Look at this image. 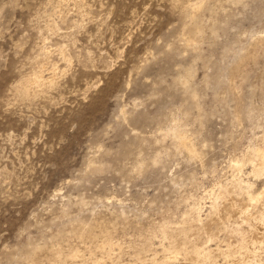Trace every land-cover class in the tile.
<instances>
[{
    "label": "rangeland",
    "instance_id": "rangeland-1",
    "mask_svg": "<svg viewBox=\"0 0 264 264\" xmlns=\"http://www.w3.org/2000/svg\"><path fill=\"white\" fill-rule=\"evenodd\" d=\"M263 139L264 0H0V264H264Z\"/></svg>",
    "mask_w": 264,
    "mask_h": 264
},
{
    "label": "bare ground",
    "instance_id": "bare-ground-1",
    "mask_svg": "<svg viewBox=\"0 0 264 264\" xmlns=\"http://www.w3.org/2000/svg\"><path fill=\"white\" fill-rule=\"evenodd\" d=\"M196 2H197V0H195ZM194 2V1H193ZM192 2V3H193ZM200 3H202V2H200ZM190 4V3H189ZM192 5V4H191ZM199 5V4H198ZM201 5V4H200ZM190 6V5H189ZM182 7V6H181ZM191 7H193V6H191ZM190 7V8H191ZM196 7V6H195ZM194 8V7H193ZM192 8V9H193ZM199 8V7H198ZM192 9H191V11H192ZM194 10H196V9H194ZM193 10V11H194ZM192 11V12H193ZM187 12V11H186ZM192 12H190V13H192ZM196 28V27H195ZM191 30V29H190ZM100 34H101V32H100ZM98 37V36H97ZM99 38V37H98ZM102 38V37H101ZM98 41V40H97ZM189 42V41H188ZM187 43V42H186ZM45 45V44H44ZM189 45H191V44H189ZM43 46V45H42ZM49 46V45H48ZM56 48V47H55ZM40 49H41V47H40ZM42 49H44V48H42ZM41 49V50H42ZM49 49V48H48ZM53 49V48H52ZM40 50V51H41ZM44 50H47V49H44ZM60 50H61V47H60ZM49 51V50H48ZM47 51V52H48ZM52 51V50H51ZM56 51V50H55ZM58 51V50H57ZM50 52V51H49ZM53 52H54V50H53ZM43 53V52H42ZM43 54H46L45 52L43 53ZM48 54V53H47ZM47 54H46V56H47ZM62 54V53H61ZM49 55V54H48ZM64 55V54H63ZM90 57V56H89ZM89 57H87V59L89 58ZM65 59V58H64ZM42 65H44V64H42ZM53 66H54V64H53ZM41 67V66H40ZM52 67V66H51ZM42 68V67H41ZM44 68V67H43ZM47 68V67H46ZM56 68V67H55ZM53 69V68H52ZM41 70V69H40ZM43 70V69H42ZM48 70V69H47ZM54 71H55V69H53ZM52 70V71H53ZM46 71V70H45ZM34 72V71H33ZM40 72V71H39ZM43 72H41V74H42ZM45 73V72H44ZM52 73V72H51ZM32 74V73H31ZM40 74V73H39ZM29 75V76H31V77H28L27 78V83H26V86H28V87H30V85H32V84H36V83H42L43 84V86L47 83H50L51 81H55V78H54V80H53V78L51 77H49V76H46V77H49V78H45V77H43L42 75ZM28 75V74H27ZM26 75V76H27ZM44 75V74H43ZM50 76H54V75H50ZM20 79H22L21 77H20ZM28 84V85H27ZM49 85H51V84H49ZM52 85H53V83H52ZM25 85H24V87H26ZM35 86V85H34ZM33 85L31 86V87H34ZM37 86H41V85H37ZM55 86V85H54ZM18 87V86H17ZM30 87V88H31ZM45 87V86H44ZM48 87V86H47ZM50 87V86H49ZM19 88H21V87H19ZM40 88V87H39ZM43 88V87H42ZM23 89V88H22ZM32 89V88H31ZM37 89V88H36ZM26 89H24V92H28V90H26ZM33 90V89H32ZM46 90V89H45ZM44 90V91H45ZM39 91V90H38ZM29 92H31V91H29ZM28 92V93H29ZM23 94V93H22ZM30 94V93H29ZM42 99V98H41ZM51 101V100H50ZM179 129V128H178ZM185 131V130H184ZM173 133H175L176 135H178L179 136V138H177V139H179V140H177V141H179V143H183V133H182V131H177V129H173ZM164 135V134H163ZM185 135V134H184ZM264 140V139H263ZM191 143V142H190ZM179 145H181V144H179ZM184 145V144H183ZM182 147V146H181ZM178 148H180V147H178ZM193 150H194V148H193ZM187 151V150H186ZM189 151H191V150H189ZM189 153V152H188ZM251 154H252V156L251 157H253V159H254V161H258L257 163L256 162H251V163H253V168L251 169L252 170V172L253 173H255V174H257L258 176H261V175H264V145H263V147L261 146V147H255V148H253L252 150H251ZM191 156H193V155H191ZM245 160V159H244ZM242 159H237V160H235L233 163H232V165H234L236 168H238V170H241V166H242ZM246 161H248V160H246ZM232 162V161H231ZM230 165V164H229ZM244 169V168H243ZM229 172V171H228ZM242 172V171H241ZM249 172H250V170H249ZM252 173V174H253ZM249 174H251V173H249ZM236 176H238V175H236ZM240 177V176H239ZM236 177H234V179H235ZM243 178V177H242ZM247 179V178H246ZM235 180H237V179H235ZM225 181V180H224ZM229 182H230V179H229ZM237 182V181H236ZM232 183V182H231ZM238 183V182H237ZM224 184V183H223ZM238 185H240V187H238L239 189H240V191H239V193L238 192H235V194L236 193H238V195H240L239 197H241L242 198V196H245L248 200H246L245 198V202H247V201H250L251 203H254V204H258V206L259 207H261L263 210H264V200H262V199H264L263 198V196H264V183H263V185L260 187V189H254L253 188V183L249 180H244V179H241L240 180V184H238ZM226 186H229V185H226ZM230 186H231V184H230ZM229 186V187H230ZM232 186H233V184H232ZM236 186V185H235ZM227 188L228 187H220V189H219V187L217 188V189H219V191L216 193L217 194V196H216V198H218V197H222L223 198V201L225 200L224 198L226 197L225 196V194H227ZM233 188V187H232ZM238 191V190H237ZM211 192H212V190H211ZM211 192H209V193H211ZM216 191H213V193H215ZM208 193V194H209ZM212 194V193H211ZM229 194H232V193H229ZM234 195V194H233ZM237 195V196H238ZM231 196V195H230ZM228 197V196H227ZM232 197V196H231ZM229 198V197H228ZM236 198V197H235ZM234 198V199H235ZM214 199V198H213ZM227 199V198H226ZM231 199H233V197L231 198ZM236 199H239V200H241L240 198H236ZM210 200V199H209ZM217 200V199H216ZM228 200V199H227ZM238 200V201H239ZM221 201V200H220ZM236 202V201H234V200H228V201H226V202H223L224 204H223V208H222V211L224 212V217H226L225 219H228V218H230V216L233 214V212L234 211H236L237 212V210H239V211H241L242 212V214H243V216H244V218L245 219H247V218H249L248 216L250 215V212H251V210H250V212H249V208H248V206H247V204H241V205H239L238 203L239 202ZM244 200H242V202H243ZM214 202V201H213ZM217 203H218V201H217ZM254 204L252 205V206H254ZM210 206H211V212H210V214H209V216L208 217H206V220H203L202 221V223L204 224L203 225V227L204 228H206V232H207V235L206 236H208V240H213L214 241V239H216L217 238V236H216V233L214 232V229H212V226L213 225H215V226H217L216 224L219 222V223H221L220 221L222 220V217L223 216H221L222 214L220 213L221 212V207L219 206V205H222L221 204V202L219 203V205L218 204H216V203H212V204H209ZM257 205L255 206V207H258ZM192 207V206H191ZM249 207H251V206H249ZM194 208V207H193ZM197 208V207H196ZM195 208V209H196ZM210 209V208H209ZM208 209V210H209ZM251 209V208H250ZM256 209V208H255ZM262 209H260V210H262ZM200 210H202V209H200ZM258 211V213H260V214H263V213H261V211L259 212V210H257ZM256 211V212H257ZM197 212H199V211H197ZM208 212V211H207ZM206 212V213H207ZM208 212V213H209ZM253 212V211H252ZM262 212H264V211H262ZM200 213V212H199ZM205 213V212H204ZM188 214V213H187ZM235 214V213H234ZM239 214H241L240 212L238 213L237 212V217H239L240 215ZM252 215H254L253 213H251ZM239 215V216H238ZM259 217H260V215L259 214H257ZM256 215V216H257ZM205 216V215H204ZM234 216V215H233ZM236 216V215H235ZM251 216V215H250ZM255 216V217H256ZM262 216V215H261ZM192 217V216H191ZM199 217V216H198ZM241 217V216H240ZM236 218V217H235ZM258 218V217H257ZM257 218H254V220L256 219L257 220ZM184 219V218H183ZM202 219V218H201ZM203 219H205V218H203ZM234 219V218H233ZM237 219V218H236ZM236 219H235V221H236ZM189 220V219H188ZM197 220V219H196ZM200 220V219H199ZM199 220H197V221H199ZM241 222L243 221V219L241 220V219H239ZM255 220V221H256ZM191 221V220H190ZM201 221V220H200ZM231 221V220H230ZM237 221H238V219H237ZM236 221V222H237ZM249 221V220H248ZM185 222H186V219H185ZM189 222V221H188ZM187 222V223H188ZM235 222V223H236ZM251 223H252V221H250ZM258 222V221H257ZM260 223H261V220L259 221ZM258 222V223H259ZM190 223V222H189ZM188 223V224H189ZM224 222L222 221V224H223ZM229 223V222H228ZM235 223H232V224H235ZM240 223V222H239ZM257 223V224H258ZM237 224V223H236ZM241 224V223H240ZM240 224H238L239 226H240ZM246 224H247V222H246ZM257 224H253V226L254 225H257ZM190 225V224H189ZM220 225V224H219ZM224 225V224H223ZM231 225V224H230ZM235 226V229H239V228H241L242 229V227H239V226ZM251 225V224H250ZM260 225V224H259ZM258 225V226H259ZM264 225V224H263ZM262 225V226H263ZM190 226H192V224L190 225ZM229 226V224L227 225V227ZM233 226V225H232ZM243 226V225H242ZM252 226V225H251ZM250 226V227H251ZM221 227H226V226H221ZM230 227V226H229ZM234 227V226H233ZM254 227H256V226H254ZM215 228V227H214ZM217 228H218V226H217ZM217 228H215V231H216V229ZM231 228V227H230ZM253 228V227H252ZM257 228V227H256ZM263 228V227H262ZM193 229H194V227H193ZM219 229V228H218ZM223 229H225V228H223ZM234 229V231H236ZM259 229V228H258ZM258 229H256V230H258ZM177 230V229H176ZM226 230V229H225ZM225 230H223V232H227V231H225ZM228 230V229H227ZM247 229H245V231H246ZM250 230V229H249ZM253 230V229H252ZM251 230V231H252ZM260 230V229H259ZM165 231V230H164ZM164 231H162V232H164ZM167 231V230H166ZM194 231V230H193ZM196 231V233H197V230H195ZM220 231V230H219ZM231 231H232V228H231ZM217 232V231H216ZM233 232V231H232ZM256 232H258V231H256ZM255 232V233H256ZM260 232V231H259ZM177 233V232H176ZM192 233V232H191ZM194 233V232H193ZM228 233V232H227ZM229 233H231V232H229ZM241 233V232H240ZM239 233V234H240ZM253 232H250V234H252ZM163 234V233H162ZM189 234V233H188ZM187 234V235H188ZM232 234V233H231ZM242 234V233H241ZM244 234V233H243ZM182 235V234H181ZM187 235H185V236H187ZM217 235H218V233H217ZM222 235V234H221ZM221 235H220V237H221ZM229 235V234H228ZM246 235H248V234H246ZM260 235V234H259ZM95 236V235H94ZM177 236H179V235H177ZM182 236H184V235H182ZM225 236V235H224ZM226 237H227V235H226ZM225 237V238H226ZM242 237V236H241ZM250 237H251V235H250ZM166 238V237H165ZM176 238V237H175ZM179 238V237H178ZM178 238H176V239H178ZM182 238V237H181ZM221 238H224V237H221ZM221 238H219V240L221 239ZM224 238V239H225ZM231 238V237H230ZM230 238H229V240H230ZM235 238V237H234ZM258 238V237H257ZM175 239V240H176ZM185 239H187V237L186 238H184L183 239V241L185 240ZM196 239V238H195ZM198 239V238H197ZM200 239V238H199ZM224 239H221V241H223ZM243 239V238H242ZM247 239H249V238H247ZM254 239V238H253ZM259 239V238H258ZM165 240V239H164ZM168 240H169V238H168ZM179 240V239H178ZM178 240H176V241H178ZM190 240V239H189ZM189 240H186L187 242L189 241ZM217 240H218V238H217ZM219 240H218V242H219ZM229 240H224V241H228L229 242ZM241 240V239H240ZM257 240V239H256ZM181 242L180 241V243L178 242V248L180 249L181 247H184L185 246V243L184 242ZM198 241H200V240H198ZM239 241V240H238ZM243 241V240H242ZM258 241H260V240H258ZM162 242V241H161ZM173 242V241H172ZM193 242V243H192ZM192 242H190V243H192L191 244V247L189 248V254H188V258L189 259H192V260H190V261H192V262H194L195 260L196 261H200L201 262V264H208L209 263V261H211V258L213 257V259H214V257H215V254L216 253H219V252H223V250L221 249V248H219L218 246L219 245H215V243L213 244V246H215V247H209V246H207V244H206V246L207 247H199V243L197 244V243H195L194 242V240H192ZM217 242V243H218ZM254 242L256 243L257 241H255L254 240ZM205 243H207V242H205ZM221 243H224V242H221ZM230 243V242H229ZM232 243H233V241H232ZM238 243V242H237ZM240 243V242H239ZM242 243V242H241ZM244 243V242H243ZM102 245H103V243H101ZM231 244V243H230ZM262 244V243H261ZM106 245V244H105ZM108 245V244H107ZM112 244H110L109 246H111ZM168 245H169V242H168ZM167 245V246H168ZM172 245V244H171ZM175 245V244H174ZM204 244H202V246H203ZM226 245H227V243H226ZM234 245L237 247L238 245L237 244H235L234 243ZM250 246H251V244H249ZM249 245H248V247H249ZM166 246V247H167ZM221 246V245H220ZM102 247V246H101ZM224 247H225V245H224ZM231 247H233V246H231L230 245V248ZM236 247H235V249H236ZM248 247H246V248H248ZM109 248H111V247H109ZM178 248L176 249V248H174V250L176 249V250H178ZM185 248V247H184ZM238 248V247H237ZM239 248H240V246H239ZM242 248V247H241ZM251 248V247H250ZM170 249H171V247H170ZM227 249H228V247H227ZM226 248H225V250H227ZM155 250V249H154ZM186 250L187 249H185V255H186ZM224 250V251H225ZM230 251H232L231 249H229ZM245 250V249H244ZM254 251H256L255 250V248L253 249ZM165 251H168V250H165ZM218 251V252H217ZM230 251L229 252H223V253H230ZM253 251V252H254ZM65 252V251H64ZM69 252V251H68ZM169 252H172V251H169ZM178 252V251H177ZM176 252V253H177ZM238 252V251H237ZM241 252V251H240ZM179 253V252H178ZM235 253V252H234ZM233 253V254H234ZM241 253H243V252H241ZM246 253H247V251H246ZM245 253V254H246ZM174 254H175V252H174ZM232 254V253H231ZM245 254H244V256H245ZM155 255V254H154ZM168 255V254H167ZM171 255V254H170ZM178 255V254H177ZM180 255H182V254H180ZM185 255H182V257L183 256H185ZM219 255H221V254H219ZM223 255V254H222ZM229 255V254H228ZM227 255V257H230V256H228ZM240 255V254H239ZM59 256V255H58ZM74 256V255H73ZM187 256V255H186ZM218 256V255H217ZM226 256V255H225ZM224 256V257H225ZM249 256H250V253H249ZM249 256H247V257H249ZM69 257H71V256H69ZM172 257V256H171ZM176 256H174V258H175ZM232 257H234V255L232 256ZM255 257V256H254ZM163 258V257H162ZM169 258V257H168ZM177 258V257H176ZM215 258H217V257H215ZM223 258V257H222ZM221 258V259H222ZM246 258V257H245ZM253 258V257H252ZM251 258V260H253ZM95 259V258H94ZM150 259V258H149ZM164 259H167V257H165ZM171 259V258H170ZM170 259L169 260H167V261H170ZM184 260H185V258H183ZM236 259V258H235ZM86 260V259H85ZM99 260V259H98ZM173 260V259H172ZM172 260H171V263H173L172 262ZM182 260V259H181ZM227 260V259H226ZM238 260H240L239 258H238ZM241 260H242V258H241ZM248 260V259H247ZM255 260V259H254ZM96 261V260H95ZM101 261V260H100ZM154 261V260H153ZM152 261V262H153ZM163 261V260H162ZM174 261V260H173ZM183 261V260H182ZM186 261V260H185ZM230 261H231V259H230ZM235 261H237V260H234V261H232V262H235ZM242 261H244V259L242 260ZM246 261V260H245ZM259 261V260H258ZM179 262H180V260H179ZM186 262H188V261H186ZM191 262V263H192ZM217 262V260L215 259V262L214 263H216ZM248 262H250V260H248ZM91 263H94V262H91ZM142 263H144V262H142ZM174 263H176V262H174ZM223 263V262H222ZM225 263H227V261L225 262ZM228 263H230V262H228ZM237 263H238V261H237ZM237 263H235V264H237ZM244 262H242V264H243ZM247 262H245V264H246ZM84 264V263H83ZM94 264H101V263H99V262H95ZM157 264V263H156ZM165 264H168L167 262L165 263ZM182 264V263H181ZM185 264V263H184ZM200 264V263H199ZM209 264H211V263H209ZM231 264V263H230ZM247 264H250V263H247Z\"/></svg>",
    "mask_w": 264,
    "mask_h": 264
}]
</instances>
